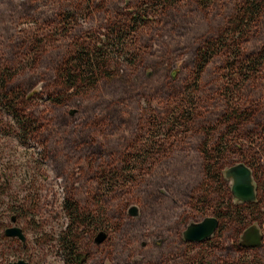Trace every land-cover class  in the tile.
Instances as JSON below:
<instances>
[{"label": "rangeland", "instance_id": "1", "mask_svg": "<svg viewBox=\"0 0 264 264\" xmlns=\"http://www.w3.org/2000/svg\"><path fill=\"white\" fill-rule=\"evenodd\" d=\"M240 2L0 0V264H75L62 247L68 236L82 264H264V65L239 89L219 54L195 84L199 51ZM135 21L119 52L113 27ZM84 47L108 53V73L67 92L60 72ZM241 48L244 58L264 50V12ZM14 91L32 130L3 100ZM230 130L221 167L245 164L257 187L243 216L231 181L205 186V151ZM206 218L220 221L214 237L186 243L188 226ZM252 226L263 234L256 249L243 240ZM12 227L25 242L6 237Z\"/></svg>", "mask_w": 264, "mask_h": 264}, {"label": "trees", "instance_id": "2", "mask_svg": "<svg viewBox=\"0 0 264 264\" xmlns=\"http://www.w3.org/2000/svg\"><path fill=\"white\" fill-rule=\"evenodd\" d=\"M263 12L264 0H241L237 7L235 17L231 20L224 32H222L220 37L208 42L199 51L198 74L195 84L198 83L199 76L204 71L209 61L215 56L223 53L228 54V57L232 60L231 71L240 75L239 77L235 76L232 78V82L235 83L236 88L239 87L240 89V86H243L250 79L257 76L260 71L259 69L264 65V50L256 56L244 58L241 45L247 40L251 30L258 24ZM136 24H138L137 21H135V23H130V25H115L113 27L112 34L116 35V42H118V44H114V46L119 49V52L126 51L125 35L128 32L130 33V28L136 26ZM109 58L108 53H104L98 48H82V50L75 53L68 62V65L61 70L60 79L62 88L67 92L85 91L94 88L104 74L108 73ZM11 76L12 74L10 71L3 72L2 74L3 79L10 78ZM233 92L232 96L234 100L232 101L239 102L238 98L236 99L237 94ZM22 99V93L16 91L7 93L3 96V100L7 102L8 110L19 120L22 127L27 130H32V121L26 119L23 113L18 109V103L22 101ZM184 114L188 119L190 118L191 114L188 111H185ZM179 118L180 117L175 116L174 120H179ZM172 119L173 118H170V120ZM228 122L230 125L233 124L238 126V124L243 122V118L238 114L236 117H232ZM235 134L236 130H230L219 139L215 147L206 149L205 186L207 189H214L213 187H215L216 184L227 181L221 164L226 159L229 152H231V144L236 136ZM257 204L258 202L256 201L248 204V206L250 205V207H253ZM243 205L247 204H239L234 207L237 208L238 214L242 216L244 214L242 213L243 208L239 206ZM68 210L74 218L73 222L78 223L79 219L83 216L78 207L71 204ZM62 247L71 263L82 264L85 261L78 253L77 242L73 241L69 236L63 239Z\"/></svg>", "mask_w": 264, "mask_h": 264}, {"label": "water", "instance_id": "3", "mask_svg": "<svg viewBox=\"0 0 264 264\" xmlns=\"http://www.w3.org/2000/svg\"><path fill=\"white\" fill-rule=\"evenodd\" d=\"M227 181H231L232 195L236 205L251 204L257 201V187L254 182L252 170L245 164H238L229 167L225 172ZM132 216L137 215L136 209H132ZM15 222V218L13 219ZM220 226V221L217 218H206L201 223H192L184 232V241L190 244H203L211 240ZM6 237L18 238L22 242L26 241V236L23 230L19 227H12L6 230ZM105 235L100 234L96 239L97 244H101L105 240ZM244 245L250 249H256L262 246L263 234L259 227H250L243 236ZM10 264H30L24 260Z\"/></svg>", "mask_w": 264, "mask_h": 264}]
</instances>
